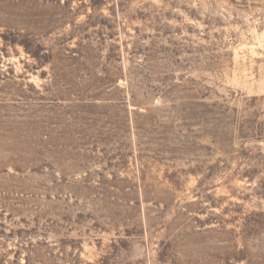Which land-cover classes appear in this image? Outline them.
I'll return each instance as SVG.
<instances>
[{
  "label": "rangeland",
  "instance_id": "obj_1",
  "mask_svg": "<svg viewBox=\"0 0 264 264\" xmlns=\"http://www.w3.org/2000/svg\"><path fill=\"white\" fill-rule=\"evenodd\" d=\"M0 264H264V0H0Z\"/></svg>",
  "mask_w": 264,
  "mask_h": 264
}]
</instances>
